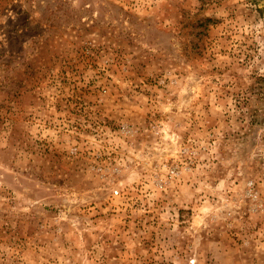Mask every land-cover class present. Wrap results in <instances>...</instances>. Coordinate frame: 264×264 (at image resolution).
<instances>
[{"label": "rangeland", "instance_id": "rangeland-1", "mask_svg": "<svg viewBox=\"0 0 264 264\" xmlns=\"http://www.w3.org/2000/svg\"><path fill=\"white\" fill-rule=\"evenodd\" d=\"M0 264H264V0H0Z\"/></svg>", "mask_w": 264, "mask_h": 264}]
</instances>
